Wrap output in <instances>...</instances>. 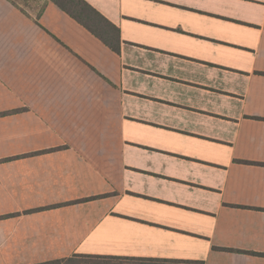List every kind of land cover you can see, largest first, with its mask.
<instances>
[{
    "label": "crops",
    "instance_id": "1",
    "mask_svg": "<svg viewBox=\"0 0 264 264\" xmlns=\"http://www.w3.org/2000/svg\"><path fill=\"white\" fill-rule=\"evenodd\" d=\"M0 0V264H264V0Z\"/></svg>",
    "mask_w": 264,
    "mask_h": 264
},
{
    "label": "trees",
    "instance_id": "2",
    "mask_svg": "<svg viewBox=\"0 0 264 264\" xmlns=\"http://www.w3.org/2000/svg\"><path fill=\"white\" fill-rule=\"evenodd\" d=\"M61 11L68 14L77 23L88 30L92 35L102 41L113 52H118L120 47L119 31L101 16L96 10L88 5L84 0H50ZM87 260H126L140 263L153 264H204L203 262L152 260L136 258H116V257H93V256H73L72 258L50 262L46 264H79Z\"/></svg>",
    "mask_w": 264,
    "mask_h": 264
},
{
    "label": "rangeland",
    "instance_id": "3",
    "mask_svg": "<svg viewBox=\"0 0 264 264\" xmlns=\"http://www.w3.org/2000/svg\"><path fill=\"white\" fill-rule=\"evenodd\" d=\"M79 264H153V263H140L134 261H126V260H87L85 263Z\"/></svg>",
    "mask_w": 264,
    "mask_h": 264
}]
</instances>
